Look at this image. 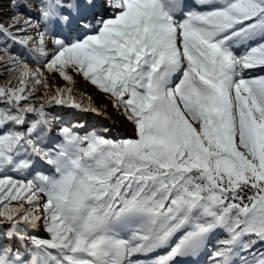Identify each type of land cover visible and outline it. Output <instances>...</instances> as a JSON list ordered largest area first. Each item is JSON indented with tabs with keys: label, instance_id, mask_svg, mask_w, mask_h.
Wrapping results in <instances>:
<instances>
[{
	"label": "snow or ice",
	"instance_id": "obj_1",
	"mask_svg": "<svg viewBox=\"0 0 264 264\" xmlns=\"http://www.w3.org/2000/svg\"><path fill=\"white\" fill-rule=\"evenodd\" d=\"M5 6L0 264H264V0Z\"/></svg>",
	"mask_w": 264,
	"mask_h": 264
},
{
	"label": "rangeland",
	"instance_id": "obj_2",
	"mask_svg": "<svg viewBox=\"0 0 264 264\" xmlns=\"http://www.w3.org/2000/svg\"><path fill=\"white\" fill-rule=\"evenodd\" d=\"M259 74H261V73H259ZM97 102H99V100H97ZM83 115H84V117L81 118V121L86 120L85 122H87L89 125H91L93 127H96L97 129L98 128H101V123H100V121H97L96 120V118H97L96 116L88 115V114H83ZM98 118L101 119V117H98ZM103 119H105V118H103ZM105 120L109 122V125L111 127H114L115 128V125H111L112 122H115L118 125H120L122 128H124L129 134L132 133V127H131V125L128 124L127 121H125L122 117H120L119 115H117L115 113L112 114L111 119H105ZM111 133H112V135L115 134V133H113V131Z\"/></svg>",
	"mask_w": 264,
	"mask_h": 264
},
{
	"label": "trees",
	"instance_id": "obj_3",
	"mask_svg": "<svg viewBox=\"0 0 264 264\" xmlns=\"http://www.w3.org/2000/svg\"><path fill=\"white\" fill-rule=\"evenodd\" d=\"M0 11H3L5 13L8 12V9L7 7L5 6L3 9H0ZM264 74V72H261V70H257V73L256 74ZM74 115H78L80 118L84 117V115L82 113H73V112H67L66 113V118L67 119H73V116ZM97 121H100L101 123V128H98V129H103V128H108L111 130V132L113 131V133H115L114 135L115 136H127V135H130L124 128H122L120 125H118L117 123L115 124V128L114 127H111L109 125V122L106 121L105 119H103L101 117V119H99L98 117L96 118ZM86 120L84 121H81V122H85Z\"/></svg>",
	"mask_w": 264,
	"mask_h": 264
},
{
	"label": "bare ground",
	"instance_id": "obj_4",
	"mask_svg": "<svg viewBox=\"0 0 264 264\" xmlns=\"http://www.w3.org/2000/svg\"><path fill=\"white\" fill-rule=\"evenodd\" d=\"M97 100H100V97H97L96 98ZM116 123L115 122H112L111 125H115Z\"/></svg>",
	"mask_w": 264,
	"mask_h": 264
}]
</instances>
